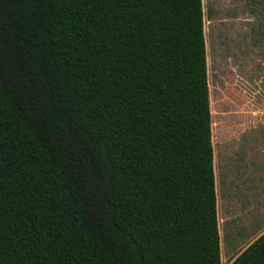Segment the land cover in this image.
Masks as SVG:
<instances>
[{
	"label": "trees",
	"instance_id": "trees-1",
	"mask_svg": "<svg viewBox=\"0 0 264 264\" xmlns=\"http://www.w3.org/2000/svg\"><path fill=\"white\" fill-rule=\"evenodd\" d=\"M205 55L201 0H0V264H220Z\"/></svg>",
	"mask_w": 264,
	"mask_h": 264
},
{
	"label": "rangeland",
	"instance_id": "rangeland-1",
	"mask_svg": "<svg viewBox=\"0 0 264 264\" xmlns=\"http://www.w3.org/2000/svg\"><path fill=\"white\" fill-rule=\"evenodd\" d=\"M201 3L219 262L230 264L264 232V194L252 187L259 169L246 145L253 131L264 143V0Z\"/></svg>",
	"mask_w": 264,
	"mask_h": 264
},
{
	"label": "crops",
	"instance_id": "crops-1",
	"mask_svg": "<svg viewBox=\"0 0 264 264\" xmlns=\"http://www.w3.org/2000/svg\"><path fill=\"white\" fill-rule=\"evenodd\" d=\"M202 22H203V10H202ZM210 133H211V128H210ZM248 138H250L249 140H252L253 142L251 144L249 141H246V145L249 149H252L251 152L249 153L251 154V156L254 157L253 159L257 161V164H255V162L252 159L250 162L253 165V169L255 168L259 169L258 172H254V174L252 175V179L254 180L252 182V187L261 189V194L263 195L264 194V153L259 152V150L261 146H263L264 148V143L261 142L260 144L257 145V142L261 141V136L258 134H254V131L248 135L247 139ZM250 165L251 164H249V166ZM212 169H213V154H212ZM213 181H214V172H213ZM214 194H215V183H214ZM216 222H217V218H216ZM261 224L264 225V219L261 222ZM217 231H218V227H217ZM218 242H219V237H218Z\"/></svg>",
	"mask_w": 264,
	"mask_h": 264
}]
</instances>
